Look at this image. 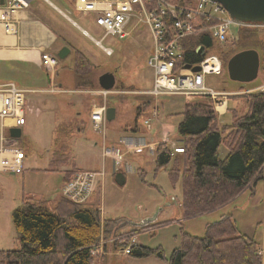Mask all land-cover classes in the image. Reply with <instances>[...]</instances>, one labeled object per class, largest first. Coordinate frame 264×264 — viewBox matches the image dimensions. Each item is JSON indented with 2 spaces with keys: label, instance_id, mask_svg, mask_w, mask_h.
I'll return each instance as SVG.
<instances>
[{
  "label": "rangeland",
  "instance_id": "374dc122",
  "mask_svg": "<svg viewBox=\"0 0 264 264\" xmlns=\"http://www.w3.org/2000/svg\"><path fill=\"white\" fill-rule=\"evenodd\" d=\"M50 1L95 41L101 40L102 47L112 49L113 54L107 56L101 47L83 36L78 29H69L75 44L89 58L93 69L87 76L75 75L71 72L72 58H68L64 63L65 67L61 69L63 87L86 89L89 87L88 84L93 83V89L90 88L88 94L66 92L58 96H29L32 99L29 107L33 110L25 113L26 123L21 128V137L17 140L19 147L25 153L22 171L17 173L0 171V250H13L19 247L11 217L22 198L32 197L48 201L52 206L60 197L58 194L61 179L58 173L47 172L45 169L55 149L53 144L54 138L57 137L54 133L55 127L61 121L68 122L77 118L83 122L81 131H73L64 138L69 142L75 165L82 169L104 167L107 171L110 169V161L102 157L103 146L119 143L123 137L115 141H110L108 137L119 136L125 126L132 123V119H129L135 117L136 105L141 104L142 107L138 123L143 135L148 134L149 141H160L165 134L168 140L157 144L165 143L173 150L174 147L180 146L177 143L179 140L177 125L181 121L180 112L184 104L200 100V96H166L154 99L135 94L136 91L150 88L152 84L147 61L152 54L153 43L146 26H137L131 36L124 39L112 35L103 38L104 31L96 26L90 16L75 11L70 0ZM249 28V30L254 29L255 36L252 38L253 47L248 49L256 50L260 61L256 80L248 84L232 82L226 71L221 75L204 76L207 87L216 92L231 93L227 98L226 112L216 113L220 125L231 124L233 109L241 115L246 112L245 97L264 92V28ZM237 32L238 28L232 27L230 38L236 40ZM231 43L232 41H227L218 44L213 41L208 53H219L226 65L229 58L240 49L239 45ZM204 51L205 46H203ZM103 73H113L115 76V86L106 93V96H102L103 93L97 84L98 77ZM101 96L107 99V105H98L96 108H113L115 118L105 121L99 130H95L90 114L87 117V112L91 101L98 102ZM46 99L49 100L46 106L41 105L40 103ZM145 103L146 106L143 105ZM212 106L214 108L213 102ZM147 119H151L149 129L144 125ZM155 147L152 150L153 156ZM227 153V148L221 144L218 150L219 158L224 159ZM128 158L130 163L127 162ZM148 158L151 160L149 154ZM141 159L142 155L127 153L123 168L119 169L126 175V184L118 187L107 172V176L94 192L93 197L85 204L90 208L101 209L102 217L113 221L108 226L107 237L104 238V234H101V239L107 242V245L104 255L95 258L94 264H169L172 251L181 246L183 233L202 238L208 225L222 221L228 215H231L239 233L253 237L258 243L264 264V166L260 172L262 180H259L252 189L245 190L227 206L200 216L185 218L180 205L181 178L173 184L168 173L170 166L156 169L154 161H148L147 165L143 166L144 174L140 173L135 167ZM103 227L104 223L101 221L102 230ZM132 240L134 246L149 249L160 247L165 260L161 261L153 256L138 259L121 253L119 250L123 249V244L130 245Z\"/></svg>",
  "mask_w": 264,
  "mask_h": 264
},
{
  "label": "trees",
  "instance_id": "16d2710c",
  "mask_svg": "<svg viewBox=\"0 0 264 264\" xmlns=\"http://www.w3.org/2000/svg\"><path fill=\"white\" fill-rule=\"evenodd\" d=\"M249 29L238 28L236 40L228 41L239 45V51L252 48L255 31ZM212 44L209 34L186 38L182 42L176 68L183 64L198 65L203 56L198 55L196 49L202 45L208 53ZM214 54L220 57L224 67L223 57L219 53ZM73 58L76 74L90 73L93 66L81 52L74 49ZM245 101L246 112L241 115L233 109L229 125L218 123V114L209 97L200 96L199 101L186 102L177 125L182 152L175 153L165 143L155 147L156 169L170 166L168 173L173 184L181 178L180 205L185 218L222 209L262 180L264 92L251 94L245 97ZM141 109V104L135 107L133 127L129 129L132 135L142 134L138 123ZM81 126L76 121H68L55 127V149L45 171L59 173L62 167H67L62 171V185L83 171L76 167L69 142L64 140L73 131H81ZM221 144L228 150L224 159H220L218 154ZM111 177L118 187L126 184L122 170L112 173ZM11 218L19 247L0 250V264H94L95 258L101 256H93L90 249L99 243L101 234L107 237L108 226L113 223L103 220L98 208L75 204L62 196L52 206L48 201L22 198ZM129 256L138 259L153 256L165 260L160 247L133 246ZM169 264H262V254L255 239L239 233L231 215H228L222 221L208 225L202 238L183 233L181 246L172 251Z\"/></svg>",
  "mask_w": 264,
  "mask_h": 264
},
{
  "label": "built area",
  "instance_id": "2783aa9c",
  "mask_svg": "<svg viewBox=\"0 0 264 264\" xmlns=\"http://www.w3.org/2000/svg\"><path fill=\"white\" fill-rule=\"evenodd\" d=\"M28 0H10L0 5V27L6 33H14L12 21L15 12L28 7ZM73 9L91 20L104 31L106 36H118L120 39L129 37L137 26L148 28L152 43V54L147 65L152 74L150 89L136 91L135 94L154 99L166 96H206L214 103L218 114L227 110V98L231 95L226 91L216 92L204 83L205 75H221L224 67L220 57L214 53L202 52L203 59L197 65L200 71L194 73L195 65L183 64L176 68V61L182 53V42L195 34H209L213 41L223 44L230 38L232 27H252L235 23L226 10L214 0H73ZM264 28L262 26H254ZM102 38V39H103ZM95 44L101 47L107 56L113 54L112 49L104 48L100 41ZM202 46V45H201ZM203 48V46H202ZM42 65L55 68L57 57L42 55ZM190 65L189 68L185 66ZM105 94L106 92H102ZM26 91L12 82L0 83V171L17 173L22 171L24 151L18 146L17 139L9 137L8 130L22 128L25 125V113L29 111L26 102ZM224 106L220 111L219 107ZM94 129L99 130L105 123V107L96 108L90 113ZM150 120L144 121L150 127ZM152 147L145 141L122 138L119 143L103 146L102 157L110 161L112 173L123 168L125 155ZM175 153L182 152L181 147H174ZM129 170V168H128ZM106 177L104 167L99 170H83L76 173L63 184L60 194L65 199L85 205L92 198L101 182ZM123 247L121 253L129 255L134 246ZM107 242L103 239L90 249L93 256L104 255Z\"/></svg>",
  "mask_w": 264,
  "mask_h": 264
},
{
  "label": "crops",
  "instance_id": "0c3cea01",
  "mask_svg": "<svg viewBox=\"0 0 264 264\" xmlns=\"http://www.w3.org/2000/svg\"><path fill=\"white\" fill-rule=\"evenodd\" d=\"M9 1L10 0H0V5L7 4ZM28 2L29 4L27 8H23L15 12L13 15L12 21L14 23V28H15L14 33L11 34L6 33L4 29L0 27V83L12 82L18 88L25 90L26 102L29 111L33 110L32 108L29 107V103L32 102L31 97H29L31 95L58 96L66 92L88 94L89 92L88 90L93 89L94 86L93 83L88 84L89 87H87L86 89L63 87L64 80H63V76H61L62 75L61 69L65 67L64 63L67 61V59L71 57L72 58L71 72H73L75 75H78L74 71V58H73L74 49L81 52L89 60V58L84 54V52L81 49H79V47L75 44L74 39L71 37L69 33V29H78L83 36L88 37L90 40L94 41V43L95 40L85 30L80 28L75 22L70 21V19L65 14V12H63L52 1L28 0ZM62 47H67L69 49V54L62 60L58 59V64L55 68H50L42 65L41 58L43 54H49L53 57H57V53ZM89 62L91 63L90 60ZM91 65L93 66V64ZM148 89H142V90H148ZM106 93L103 94L102 96H106ZM102 96L98 101L99 103L94 100L91 101L90 108L88 109L87 112V117L90 114L91 108H93L92 110H94L98 105H102V104H104L105 106L107 105L106 104L107 99ZM53 99L55 98L53 97ZM48 101L49 100L46 99L44 102L42 101L43 103L41 102L40 104L46 106ZM138 105H136L135 107H137ZM77 115H79V113H77ZM73 119H76L73 121H76L77 123H81V124L83 123L82 121L77 120V118H73ZM131 119H132V123L130 125H126L125 129H123L122 132L119 133V136L112 135L108 137V139L110 141H115L118 138L123 137L138 141L139 140L145 141L147 145L152 146V150L153 147H155V145L157 144V142H164L168 140L165 134L163 135V138L160 141L159 140L149 141L148 134L147 135L146 134L143 135V133L137 135L130 134L129 129L133 127L135 117L133 116L129 120ZM147 141H149L150 143L148 144ZM177 143L179 144V142ZM152 150L150 151L147 148H145L138 152L132 153L135 156L142 155L141 161L135 167L138 170V172L140 173L143 172L144 174L143 166L148 161H154ZM148 154L151 156V160L149 159L150 157L148 158ZM129 160L130 159L128 158L127 161L128 163H130ZM137 166L140 167L137 168ZM76 167L78 169H82L78 166ZM66 169L67 167H63L60 169V172L58 173V176L61 179L60 189L62 186V179H63L62 171H65ZM82 170L96 171L99 170V168L82 169ZM107 172L109 174L108 176H110L111 178V174H112L111 169L106 171V176H107ZM59 195L61 196L60 192L58 196ZM99 210L101 211V209ZM101 216H102V212H101ZM102 219L105 220L103 217Z\"/></svg>",
  "mask_w": 264,
  "mask_h": 264
},
{
  "label": "water",
  "instance_id": "95a60500",
  "mask_svg": "<svg viewBox=\"0 0 264 264\" xmlns=\"http://www.w3.org/2000/svg\"><path fill=\"white\" fill-rule=\"evenodd\" d=\"M218 2L227 12L229 17L238 24L246 26L264 25V0H214ZM197 54L203 52L202 46L197 48ZM69 54L67 47H62L57 58L62 60ZM259 54L254 49H246L232 55L225 65L226 73L230 81L239 84H248L256 80L259 73ZM189 68L190 65L185 66ZM191 71L197 73L199 66H193ZM101 91L109 92L115 86V76L113 73H103L97 79ZM115 117V110L107 108L105 120L111 121ZM9 137L19 139L21 129L13 128L8 130Z\"/></svg>",
  "mask_w": 264,
  "mask_h": 264
},
{
  "label": "bare ground",
  "instance_id": "6f19581e",
  "mask_svg": "<svg viewBox=\"0 0 264 264\" xmlns=\"http://www.w3.org/2000/svg\"><path fill=\"white\" fill-rule=\"evenodd\" d=\"M223 107H224L223 105H222V106H220V107H219V110H222V109H224Z\"/></svg>",
  "mask_w": 264,
  "mask_h": 264
}]
</instances>
